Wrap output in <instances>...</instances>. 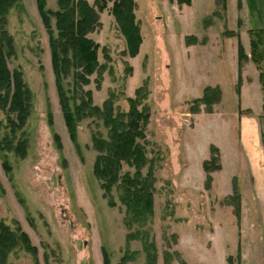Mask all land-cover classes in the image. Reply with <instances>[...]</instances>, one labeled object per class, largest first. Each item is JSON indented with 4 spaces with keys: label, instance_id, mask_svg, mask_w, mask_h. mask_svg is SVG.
<instances>
[{
    "label": "rangeland",
    "instance_id": "obj_1",
    "mask_svg": "<svg viewBox=\"0 0 264 264\" xmlns=\"http://www.w3.org/2000/svg\"><path fill=\"white\" fill-rule=\"evenodd\" d=\"M44 1L46 10L59 9L58 0ZM117 1L87 0L99 12L89 37L99 45L103 70L92 74L85 89L94 105L112 99L116 112H128L129 99L144 88L141 104L150 118L137 143L148 159L143 173L154 176V211L132 220L121 188L105 195L94 174L93 134L108 139L110 130L89 117L73 142L59 101L50 33L37 0H18L3 25L14 39L10 69L22 71L32 110L21 128L13 122L16 113L0 104V221L17 235L29 231L37 252L21 243L0 264H104L105 254L110 264H123L129 253L134 255L125 264H143L149 253L156 264H165L167 254L171 264H229L231 254L240 264H264V28L247 12L237 16L233 0H215L205 16L210 0H195L191 8L185 7L189 0H135L143 42L132 57L113 13ZM51 25L57 33L55 16ZM73 86V76L63 80L69 97ZM208 87L221 93L211 104L203 100ZM245 126L254 152L242 145ZM8 140H27L25 156L7 148ZM212 146L220 169L207 172L203 163ZM134 172L125 164L120 177Z\"/></svg>",
    "mask_w": 264,
    "mask_h": 264
},
{
    "label": "trees",
    "instance_id": "obj_2",
    "mask_svg": "<svg viewBox=\"0 0 264 264\" xmlns=\"http://www.w3.org/2000/svg\"><path fill=\"white\" fill-rule=\"evenodd\" d=\"M17 3L18 0H0V104H8L9 109L16 113L17 119L13 122H18L22 128L31 114L32 91L25 82L22 71L10 69L9 59L15 54L14 39L3 25L9 10ZM224 3L226 4V1ZM135 4V0H118L113 6V13L127 37L128 52L132 57L139 53L143 42L139 25L135 22ZM37 5L44 26L50 33L51 58L59 101L73 142H77V129L81 121L89 117L104 121L110 135L108 139H104L97 132L93 134L94 148L98 152L94 174L101 181L105 195H110L114 186L121 188L128 217L136 221L146 219L154 211L155 187L152 172L143 173L148 159L143 147L137 143V139L145 138L150 118L149 108L146 104H141L140 94L144 88H139L136 97L129 99L131 107L128 112H116L112 99L105 101L103 107L94 105L92 91L85 89V86L90 83L92 74L103 70L97 55L99 45L89 37V33L98 28L99 12L87 0H58L59 9L53 13L46 10L44 0H37ZM51 16L56 18L57 33L53 31ZM242 48L240 45L239 49ZM244 54V51L240 53L245 57ZM69 76H73L72 97L67 95L63 87V80ZM220 95L218 89L208 87L203 100L211 104L213 99H216V96L219 98ZM50 121L52 122L51 119ZM55 139L61 147L58 134H55ZM27 142L23 140L17 145H12L11 140H8L4 144L7 148L13 147L17 154L25 156ZM211 152V159L203 163L207 172L220 169L218 148L212 146ZM125 164L135 168L133 176L125 173L120 177V171ZM236 191L239 196L238 189ZM110 204L115 205L111 202ZM21 243L29 252L36 254L37 248L32 245L25 231L21 230L20 235H17L5 222L0 221V262H5L6 254ZM133 255L129 253L124 256L122 263L125 264ZM156 259L155 254L149 253L148 261L143 264H156ZM240 259L230 255L228 263L240 264ZM164 261L165 264H171L168 254ZM104 264H110L107 254L104 256Z\"/></svg>",
    "mask_w": 264,
    "mask_h": 264
},
{
    "label": "crops",
    "instance_id": "obj_3",
    "mask_svg": "<svg viewBox=\"0 0 264 264\" xmlns=\"http://www.w3.org/2000/svg\"><path fill=\"white\" fill-rule=\"evenodd\" d=\"M228 2L231 0H227ZM226 1V3H227ZM235 4H237L238 12L237 16H240L242 18H246L244 15L246 12L248 13V17L250 20H254L259 27L264 28V0H233ZM195 0H190V3L186 5L185 7L189 6L191 8V5L194 4ZM211 4L209 5L211 10L210 12L204 14L203 16L210 14L211 11L213 12L216 6V1L215 0H210ZM173 3H177V0H173ZM214 4V5H213ZM202 16V17H203ZM246 20V19H244ZM247 120V119H246ZM245 120V123L248 122ZM248 128L245 126L243 131L241 132V140H242V145L245 146V148H249L252 152L255 151L256 146L255 144L251 143L249 134H248ZM258 134L259 139L261 138V135L259 131L256 132V135ZM253 142V141H252ZM252 162L254 164V158L252 159ZM25 232L32 238V235L30 234L29 231H27L24 228ZM232 255V254H231Z\"/></svg>",
    "mask_w": 264,
    "mask_h": 264
}]
</instances>
